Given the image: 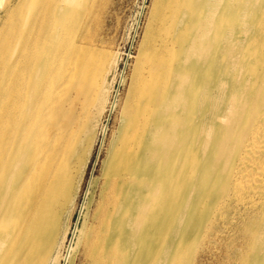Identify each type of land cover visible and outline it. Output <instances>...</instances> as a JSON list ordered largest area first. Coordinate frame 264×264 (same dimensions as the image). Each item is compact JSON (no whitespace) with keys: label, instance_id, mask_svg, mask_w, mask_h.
Returning <instances> with one entry per match:
<instances>
[{"label":"bare ground","instance_id":"6f19581e","mask_svg":"<svg viewBox=\"0 0 264 264\" xmlns=\"http://www.w3.org/2000/svg\"><path fill=\"white\" fill-rule=\"evenodd\" d=\"M89 4L0 0V264H58L70 231L108 103ZM92 180L69 264H196L225 230L264 264V0H152Z\"/></svg>","mask_w":264,"mask_h":264},{"label":"rangeland","instance_id":"374dc122","mask_svg":"<svg viewBox=\"0 0 264 264\" xmlns=\"http://www.w3.org/2000/svg\"><path fill=\"white\" fill-rule=\"evenodd\" d=\"M151 3L152 0H91L89 5L92 10L84 17V22L89 18L86 27L90 28L87 30L93 36L92 46L109 59L108 103L99 118L92 155L69 221L70 231L59 250L58 264H69L68 253L77 240V232L73 235V231L80 230L89 223L85 221L88 189L91 190L94 186L92 178L100 175L101 160L118 126L120 108L125 99L134 57L148 21ZM239 235V230H225L212 245L199 254L196 264H230L226 259V245L231 243L230 246L239 249L242 243ZM78 260L75 264H81V259L79 262Z\"/></svg>","mask_w":264,"mask_h":264}]
</instances>
